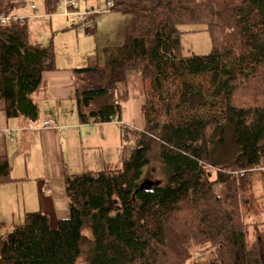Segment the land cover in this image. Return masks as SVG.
<instances>
[{
    "label": "trees",
    "instance_id": "16d2710c",
    "mask_svg": "<svg viewBox=\"0 0 264 264\" xmlns=\"http://www.w3.org/2000/svg\"><path fill=\"white\" fill-rule=\"evenodd\" d=\"M59 1L44 0L48 15ZM103 1L132 20L103 65L74 71L77 105L83 125L119 124L121 164L66 178V220L39 182V211L5 235L0 220V264H264V222L254 221L248 188L254 173L264 177V0ZM22 4L0 0V15ZM194 25L210 33V54L184 52L191 31L181 28ZM55 60L53 41L0 26L8 118L37 119L33 95ZM130 71L143 77V130L122 122L116 89ZM229 125L240 152L211 170L214 136ZM10 181L0 157V186Z\"/></svg>",
    "mask_w": 264,
    "mask_h": 264
},
{
    "label": "crops",
    "instance_id": "0c3cea01",
    "mask_svg": "<svg viewBox=\"0 0 264 264\" xmlns=\"http://www.w3.org/2000/svg\"><path fill=\"white\" fill-rule=\"evenodd\" d=\"M20 1L24 4L19 7L28 6L29 12L35 14L30 7L33 3L28 5L24 0ZM92 7L95 6L92 5ZM110 12L112 13L105 16L109 19H104V25L113 34L103 37L99 29L103 25V19L99 23L95 22L98 14L94 18L95 24L93 25L96 44L93 46L87 44L85 51L80 49L78 40L82 29L76 30L77 41L74 43V41L64 38L69 31L75 29L68 20L69 23H64L56 32H54L53 26L50 28V32L55 33V39L51 38L50 41H53L54 44L56 68L43 73L42 83L33 95L38 112L36 120L24 117L8 118L5 104L0 101V157L8 159L11 165L12 179L9 183L0 186V220L2 222L9 221L13 226L19 225L23 223L27 213L39 211V182L43 183L46 195L52 199L58 219L66 220L70 217L66 178L83 174L84 171L82 168L76 167L74 151L77 147L84 148L85 145L90 151H95L98 147L83 140L86 130L89 128L96 126V130L99 132L96 131V135H100L102 134L100 128L118 127L119 131L118 129L110 131V141H114L116 146L114 150L116 163L121 164L122 148L119 147V138L122 133L119 124L117 122L86 125L80 123L74 76L75 70L100 65L105 59L106 48L120 47L123 44L121 36L124 31L121 29L125 24L120 26L116 21L120 19L112 17L114 15L122 16V13L113 10ZM44 19L46 20V18ZM83 32L85 31L83 30ZM100 33L103 37L102 41L105 42L101 49V57H98L97 52H94L93 49L99 44ZM89 38L90 41L91 37ZM42 39L43 37L40 36V38L36 37L34 41L39 42ZM116 93L123 110L122 122L126 125L129 124L128 126L133 125L135 129L143 130L145 119L142 107L146 98L142 73L130 71L126 80L118 84ZM45 122H49L50 127H45ZM92 135L90 132L87 137H94ZM100 140L99 147L105 149L109 143L107 138ZM68 155L71 156L72 164L67 162ZM94 162L92 161V164ZM104 162L108 163L109 161L104 160ZM4 213L8 215L5 216ZM6 225L12 228L7 223Z\"/></svg>",
    "mask_w": 264,
    "mask_h": 264
},
{
    "label": "rangeland",
    "instance_id": "374dc122",
    "mask_svg": "<svg viewBox=\"0 0 264 264\" xmlns=\"http://www.w3.org/2000/svg\"><path fill=\"white\" fill-rule=\"evenodd\" d=\"M11 1H19V0H11ZM26 4L30 5H35L37 7V11H34V13L29 12L28 6H21L17 10H14L13 13H15L16 16L27 19V28L29 30V34L31 37V40L34 41L37 38L43 37L42 40L39 42L43 44V46H47L50 44L51 38L55 39V33L50 32V28L53 26L54 32L61 28V26L64 23H71L72 24V19L71 18H66L63 14L64 8L62 6H59L57 10L48 15L45 11V5H44V0H24ZM78 5L80 7V10H85L86 8L91 9L93 8L96 13L99 12V9L104 10L106 8V3L103 0H77ZM108 4V3H107ZM94 5L95 7H92ZM98 6V7H96ZM37 12V13H36ZM112 12L108 13H100L97 16V23H99L100 20L103 21V25L100 26L101 33L103 37L107 35H112L111 31L105 27L104 25V19H109V17H105L109 15ZM51 17V18H49ZM105 17V18H104ZM113 18H119L120 20H116L120 26H125L121 29L124 32L126 31L127 26L131 23L132 16L131 15H124L122 16H112ZM46 18V20L44 19ZM99 19V20H98ZM69 22H68V21ZM115 21V20H114ZM93 21V25L95 24ZM70 29V28H69ZM77 28L74 30L72 29L69 31L64 38L70 41H74V43L77 41ZM98 30V27H97ZM181 30L183 31H191L183 35L182 38V45L184 48V52L186 54L190 55H198V56H203V55H208L212 52L213 50V42L210 33L208 30L205 28L203 25H194V26H185L182 27ZM100 32V31H99ZM100 33L99 37V44L94 47V52H97L98 57H101V49L104 46L105 41L103 40V37ZM81 36L78 37V40L80 41V49L82 51H85L87 49V46H92L96 44L94 36L90 35L87 36L85 32H83V29L80 30ZM95 34V32H94ZM85 35V37H84ZM89 37H91V40L89 41ZM114 37V36H113ZM115 38V37H114ZM38 40V39H37ZM88 44V45H87ZM105 63V59L101 62V65ZM94 66V65H93ZM122 119H123V110H122ZM129 125V124H128ZM131 127H134L133 125H130ZM97 127L89 128V130H86V135H84L83 140L86 142L89 141L90 144L96 145L97 150L95 151H90L88 150L85 146L84 148L77 147L76 151H74V155L76 156V162L75 165L78 168H82L84 171L83 173H91V172H97L101 171L103 169H111V168H117L120 166L119 163H116V158H114V150L116 149L114 141H110V131H116L118 129L117 126L115 128H100L102 129V135H96V130ZM119 131V129H118ZM91 132V135L94 137H87L89 133ZM99 133V132H98ZM114 133V132H113ZM107 138L108 145L105 147V149H102L99 147V144L101 142L100 139ZM84 141V143H86ZM214 141H215V147L212 150L210 154V160H209V166L210 169L215 170L218 168H222L225 166H228L231 161H233L239 154L240 148L237 143V137L235 135V127L234 125H229L226 130L224 131H219L215 136H214ZM119 147L120 149H123V139L122 136L120 135L119 138ZM70 153H72L70 151ZM104 160H108V163H103ZM92 161H95L94 164H92ZM67 162L68 164H72V159L71 156L68 155L67 157ZM99 163V164H95ZM103 163V164H102ZM264 175V174H263ZM145 185L147 188L151 187V184L153 181L156 180L157 177H155L152 173L151 170L148 169L146 170L145 173ZM248 188L249 192L254 194V201H253V206H252V211L254 212V221L255 222H264V177L261 176L260 173H254L248 180ZM4 215H8L4 213ZM9 226L13 227L11 222L5 221ZM16 223V221H15ZM12 228H6L3 231V235L7 234L8 232H11Z\"/></svg>",
    "mask_w": 264,
    "mask_h": 264
},
{
    "label": "built area",
    "instance_id": "2783aa9c",
    "mask_svg": "<svg viewBox=\"0 0 264 264\" xmlns=\"http://www.w3.org/2000/svg\"><path fill=\"white\" fill-rule=\"evenodd\" d=\"M62 6L64 8L63 14L66 18L72 19V26L77 29H83L87 36L94 35L93 30V21L91 17L98 15L100 13H108L112 10L113 3L109 2L104 10L99 9V12L96 13L93 8L85 10H80L77 0H60L58 7ZM33 11H37V7L35 5L31 6ZM27 19L18 17L13 13V11L9 14L0 15V26L7 25H18L21 28H26ZM90 123H94L90 121ZM45 127H50L49 122L44 123ZM244 173H240L239 178H243Z\"/></svg>",
    "mask_w": 264,
    "mask_h": 264
},
{
    "label": "water",
    "instance_id": "95a60500",
    "mask_svg": "<svg viewBox=\"0 0 264 264\" xmlns=\"http://www.w3.org/2000/svg\"><path fill=\"white\" fill-rule=\"evenodd\" d=\"M142 188H144V186H142Z\"/></svg>",
    "mask_w": 264,
    "mask_h": 264
}]
</instances>
